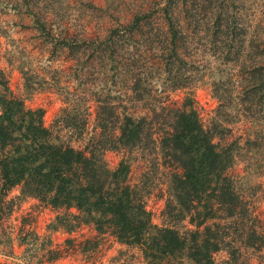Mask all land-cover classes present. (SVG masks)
I'll return each instance as SVG.
<instances>
[{
  "label": "trees",
  "instance_id": "1",
  "mask_svg": "<svg viewBox=\"0 0 264 264\" xmlns=\"http://www.w3.org/2000/svg\"><path fill=\"white\" fill-rule=\"evenodd\" d=\"M236 1L160 0L150 10L135 0H106L116 23L101 37L70 30L59 15L66 0H13L14 9L31 17L39 36L72 60L114 63L117 73L127 77L128 94L96 96L100 132L76 147L65 135L81 133L80 107L68 104L59 127L47 126L43 107H28L8 92L0 67V213L10 190L21 186L25 196L64 208L52 230L71 233L93 225L138 247L146 264H239L238 242L264 246V237L249 223L248 185L232 173L240 157L264 144V10L254 22L246 7L254 0H241V16ZM87 6L80 18L94 16L97 7L91 1ZM124 10L131 11L127 20L115 14ZM181 15L212 31V56L239 61L241 67L237 97L222 79L214 81L219 103L207 122L193 96L204 74L189 51ZM238 35L236 49L232 42ZM154 74L166 77L167 91H185L179 106L151 98ZM30 79L29 87L36 83ZM146 102V112H139L138 105ZM244 119L250 123L247 136L230 139L232 124ZM140 149L155 150L171 166L163 225L154 222L144 195L129 181L133 153ZM108 151L123 154L114 168L106 160ZM185 220L191 227L182 226ZM223 251L227 256L218 259Z\"/></svg>",
  "mask_w": 264,
  "mask_h": 264
},
{
  "label": "rangeland",
  "instance_id": "2",
  "mask_svg": "<svg viewBox=\"0 0 264 264\" xmlns=\"http://www.w3.org/2000/svg\"><path fill=\"white\" fill-rule=\"evenodd\" d=\"M89 1L97 7V10H92L94 16L91 19L80 18L88 8ZM158 1L135 0L134 4L153 10L155 3L159 7ZM236 2L238 9L235 12L241 16V0ZM66 6L59 15L73 32L85 30L91 36L103 37L116 23V17L110 15L106 8V0H66ZM246 7H249L248 12L256 22L262 17L264 0H254L252 4L248 1ZM14 8L13 0H0V67L4 71L8 92L23 98L28 107H43L45 124L55 129L64 116V108L68 104H77L80 118L85 119L84 123L81 122V133L70 132L68 136L65 135V140L82 148L100 132L96 96L109 92L125 96L128 94L125 92L128 82L123 81L127 77L125 73H117L114 63L105 65L97 60L94 65H86L85 60H72L66 51L59 46L54 47L44 36H39L27 13ZM115 14L127 20L131 11ZM182 16L189 51L195 54L193 61L199 73L204 74L201 83L195 86L193 96L201 118L207 122L214 116L219 103L214 94V81L222 79L230 90H234L233 96L237 97L241 93L238 92L241 90V67L239 61L227 62L217 53L216 57L212 56L215 35H212V31L207 33L205 26L196 27ZM236 31H240V27ZM234 38L232 44L237 49L241 45L240 37ZM28 78L36 83L29 87ZM165 78L163 74H154L151 98L169 107L179 106L185 91H167ZM67 93L72 100L69 97L65 100ZM147 106H150L149 102L138 105L139 112H146ZM232 126L230 139L242 140L249 133L250 123L245 119L234 122ZM257 150L250 149L248 157H240L232 173L248 185L244 198L250 210L249 223L264 237V144ZM122 155L120 151H108L105 157L109 166L114 168ZM170 167L155 150L140 149L133 153L129 181L144 195L147 209L159 225L166 223L163 211L168 198L167 175ZM6 200L8 202L0 213V264H146L138 247L119 242L110 232H98L93 225H83L71 233L64 229L52 230L51 224L58 214L65 212L64 208L57 209L33 196H25L21 186L10 190ZM182 226L191 227L188 220ZM237 247V254L240 251L239 264H264V246L238 242ZM225 256L227 253L223 251L217 258Z\"/></svg>",
  "mask_w": 264,
  "mask_h": 264
}]
</instances>
